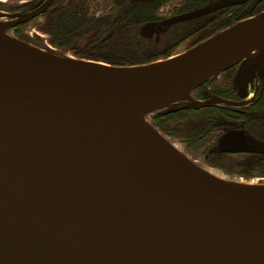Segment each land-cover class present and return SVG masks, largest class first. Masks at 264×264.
<instances>
[{"label":"water","instance_id":"1","mask_svg":"<svg viewBox=\"0 0 264 264\" xmlns=\"http://www.w3.org/2000/svg\"><path fill=\"white\" fill-rule=\"evenodd\" d=\"M53 1L0 11V264H264V183L206 170L147 119L179 100L232 104L191 91L241 61L239 76L264 70V11L116 65L8 32ZM221 145L264 155L251 137Z\"/></svg>","mask_w":264,"mask_h":264},{"label":"flooded vegetation","instance_id":"2","mask_svg":"<svg viewBox=\"0 0 264 264\" xmlns=\"http://www.w3.org/2000/svg\"><path fill=\"white\" fill-rule=\"evenodd\" d=\"M7 1L10 4H6ZM46 1L0 0V11L30 12ZM56 2L63 6L72 2L76 10L88 11L90 18L104 19L112 24L103 39L119 27L132 25L140 52L148 59L145 63L180 54L264 11V0H54L41 14L17 24L8 32L25 39L22 36L25 27L35 20L46 21ZM242 66L243 61L238 62L191 91L195 100L209 101L220 97L232 104L220 102L193 108L187 106V100H179L175 102L173 111L153 113L148 118L154 122L157 116H162L157 120L165 125L154 124L156 128L173 144L184 147L194 161L201 157L198 163L220 166L217 162L227 156H247L250 161L253 157L264 158L263 154L249 148L228 151L221 150L225 145L220 146V139L228 134L264 142V70L252 76H239ZM165 114L169 115L167 122ZM241 144L245 146L248 143L244 141ZM257 178L264 180V174Z\"/></svg>","mask_w":264,"mask_h":264},{"label":"trees","instance_id":"3","mask_svg":"<svg viewBox=\"0 0 264 264\" xmlns=\"http://www.w3.org/2000/svg\"><path fill=\"white\" fill-rule=\"evenodd\" d=\"M71 3L63 6L56 2L49 18L36 25L38 30L49 36V43L60 53L116 65H134L148 61L140 52L132 25L119 27L112 35L103 39L112 24L104 19L90 18L88 11L76 10ZM164 117L167 122L169 115L165 114ZM157 118L159 120L162 116ZM157 118L151 122L153 125H165L160 124ZM248 164V170L242 173L245 177H251L255 171L264 174V158L253 157Z\"/></svg>","mask_w":264,"mask_h":264},{"label":"rangeland","instance_id":"4","mask_svg":"<svg viewBox=\"0 0 264 264\" xmlns=\"http://www.w3.org/2000/svg\"><path fill=\"white\" fill-rule=\"evenodd\" d=\"M6 4H10L9 1H7ZM41 22H42L41 20L40 21L39 20H35L34 22H31L29 26L25 27V32L22 34L23 38H25L23 40H27V41H30V42L38 43V44H41V45H48V46H50L53 49H56L58 51V49L55 46H53V45H51L49 43V36L46 33H43L40 30H38L36 25L38 23H41ZM10 33H12V32H10ZM67 54L72 55L70 53H67ZM174 145L179 150H181L182 152H184L186 155H188L190 157V155L188 153H186V150L184 149V147H182L178 143L174 144ZM197 159H198V161L202 160L201 157H198ZM191 160L194 161V159H192V158H191ZM198 161L197 162L194 161V162L196 164H198L199 166L205 168L206 170H208V171H210V172H212V173H214V174H216L218 176H221V177H224V178H228V179L240 180V181H243V182L264 183L263 179L260 180L259 178H257V177H259L260 174H258L256 171L254 172L252 177H245L242 174L244 171H247L248 168H249V164L248 163L250 162V160H249V157H247V156L221 157L219 162H217V163L220 164V166H216L215 165L216 163L211 165L210 163H208V164L207 163H205V164L198 163Z\"/></svg>","mask_w":264,"mask_h":264}]
</instances>
